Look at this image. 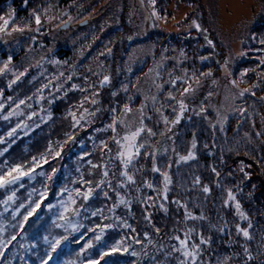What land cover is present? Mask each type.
<instances>
[{"label":"trees","instance_id":"obj_1","mask_svg":"<svg viewBox=\"0 0 264 264\" xmlns=\"http://www.w3.org/2000/svg\"><path fill=\"white\" fill-rule=\"evenodd\" d=\"M7 1L9 0H0V6L7 3ZM172 1L156 0L160 15L166 12L169 15L171 14L169 5ZM187 2L197 4L198 9L201 11V27L208 31L207 35L213 40L215 46L217 45L221 48L220 41L214 32V27L209 19L206 18L202 1L187 0ZM126 9L127 6L125 4L122 5L120 12L116 15L118 25L101 35L106 40L107 47L100 49L98 54L92 53L95 49V47H92L88 52L90 54L89 57L84 59L85 61L81 65L72 66L71 63L74 61L66 63L67 70L65 73L68 74V68L71 67L74 73L80 74L79 80L85 79L83 82L85 88H89L90 83L96 79L98 72L110 76V83L102 86L98 92L99 102L94 107H97L99 111L94 116L95 118L86 123V128L84 125L80 128L72 127L73 121L68 111L75 110L78 112L82 109L78 106L83 100L86 91L83 92L80 88L70 89L65 97L63 96L65 94H62L59 99H56L51 109L49 106L51 116L48 120L36 123L28 130L27 134L14 132L12 138L5 145L7 146L6 151L4 150V154L0 155V175L16 164L25 165V169L32 167L33 157H37L41 164V167H37L30 176L23 177L14 185L0 188V223L5 225L3 236L8 239L13 234L17 235V239L5 249L3 257H0V264H9V262L10 264H40V259L47 258L46 253L51 251L49 242L63 236H67V240L62 241L57 251L52 253V259L49 264H65L66 261L71 260H76L79 264L80 260L87 259L98 260L99 264H178V260L181 259L179 253H172L171 256L166 257L165 252L171 251V245L178 246L177 241L169 239V237L175 235L183 237V232L187 227L195 228L196 232L193 234V239L196 243H199L196 233L202 231L205 237H211L210 245L201 246L203 254L198 261L200 264H214L226 257H230L228 264H264V247H261L264 244V240H262V237H264V164L261 163L264 161V100H261L264 88L259 87L256 89V97L252 95L247 97L248 108H246L247 112L244 118L229 117L226 124L228 126L226 135L222 134L220 126L215 128L210 126L215 122V115L211 110L204 112L202 115H197L188 110L184 113L181 122L173 127L171 124L165 126L152 106L148 112V115H151V119H146L145 123L147 127L153 129L156 135L148 137L145 132L140 138L139 142H146V146L140 150L141 155L134 161L135 168H133V172L135 173L136 183L127 184L123 188L117 187L124 180L120 176L123 168L119 166V160L115 159L117 146L112 141V131L110 129L105 130L106 124L111 123V110L113 108L119 112L124 104L130 101L138 103L141 99L136 94V90L132 89L133 85L136 84V78L141 75V69L136 68L133 74H128L127 72L126 62L128 61L126 54L127 46L130 44L128 39L132 30L125 23ZM191 14L192 11L182 17L180 19L181 24H187L191 20ZM86 24L87 22H83L82 25L85 26ZM79 25L81 24L79 23ZM70 26H73V24H70ZM253 33L256 36L257 44H259L260 38L264 37V17L255 25ZM164 35L158 32L150 34L149 38L156 47V53L165 44ZM96 36H98V33ZM198 38L201 39L202 37ZM109 49H111L110 52L108 51ZM186 50L191 59L181 65L180 69H174L171 78L183 76L182 69L184 67L188 70L189 76L193 72L199 76L200 68L204 64L205 67L212 66L209 63L199 61L202 51L196 40L195 42L192 40V42L187 43ZM60 51H63V53L61 52L62 54L58 57L70 54L68 48H61ZM101 53L104 54L101 55ZM257 56H262L260 51H258ZM258 62L255 59H247L242 61V65L254 67V69L261 72L264 71V66L260 68L256 66ZM56 67L57 64L50 65V68ZM170 70H172V67L171 64H168L161 71L163 79H170L167 73ZM250 77L252 80L258 79L254 75H250ZM60 78L62 77L59 74L50 79L42 80V78H39L34 80L30 87L26 86L29 79L25 78L21 81L25 84V87L20 88V82L16 85V89L19 92L28 91L33 94L36 85L50 84L55 87L57 82L61 81ZM100 78L98 77V80ZM210 78L212 77H201V87L207 88ZM124 85H128L127 91L123 90ZM185 86L178 82L176 89H172L170 84L165 83L163 90L157 94L156 107H160V104L165 102V97L169 90L174 91L179 99V91ZM53 87L46 88V94L51 93ZM113 92L116 93L115 96L112 95ZM205 92V89H197V93L188 99L189 103L194 102V105H196L199 99L203 103ZM60 93V90H56L51 97L56 94L60 95ZM10 95L12 97V91ZM46 97L48 100L51 98L50 96ZM129 97H132V99L129 100ZM52 103L50 101L47 104L50 105ZM172 104L174 102H166L163 109L170 121L174 120L176 115L172 110ZM89 105L90 103H84L83 108ZM2 111H7V109L4 108ZM27 114L28 111L24 116L25 120L28 119ZM9 125L12 126V115L7 120L0 117L1 136L4 135ZM234 125L237 126V130L232 129ZM226 126L224 129H226ZM167 127L172 128L171 132L166 130ZM96 128H99V130L93 132L92 130ZM117 128L119 134H121L120 130L122 128H119V125ZM244 129L250 130V134L256 138L255 142L252 143L247 140L248 137L242 134ZM217 130L219 138L216 135ZM161 132H165V135L161 136ZM193 133H195L197 147L200 148L201 152L198 155V160H192L188 164L181 163L177 165L175 162L177 157L172 149L175 147L176 151L183 155L185 149L189 148ZM256 133H260V135L256 136ZM90 134L92 136H89ZM69 136L73 137V139L69 140ZM91 137H95L96 140L106 141L111 152L109 153L107 149H104L101 143L94 145L93 143L96 144V142H93ZM168 137H171V139ZM57 141L64 144L61 156L55 158L48 156V163H43L40 157L47 154L50 142L55 145ZM65 141L67 143H64ZM205 145L208 147H205ZM163 146H166L167 149L163 150ZM57 150L59 149L57 148ZM153 151L157 153L156 163L158 167H163L164 170L169 171L172 177L167 201H164L162 197H157V192L147 188L144 184V181L147 180L153 183L157 189H162L163 187V178L159 173L151 171L152 158L147 154ZM221 157H223V163L221 162ZM88 161H92V163L97 165L106 164L109 172L108 177H102L103 169L91 168ZM241 161L246 165H251V167L245 169V171L250 173V179H244L243 173L239 171ZM169 163H171V168L168 167ZM213 167L221 173L219 178L212 172ZM186 168L190 169V174L192 175L190 181L199 176L201 184L205 182L210 184L212 188L215 187L217 189L214 192V199L218 193L221 194L220 207H215L214 203L216 202L209 199L202 190L192 192L180 187L177 180L180 179L179 175L182 176V173L187 170ZM53 169H56L55 173H53ZM41 173L44 174L41 175ZM89 173L92 174L89 175ZM81 174H83L85 179L92 181L91 187L95 191L86 204L82 198L76 197L77 204L75 207H80V214L78 216L69 214V217L74 222L82 224L83 227L77 232H71L70 230L66 232L64 228L56 227V224L53 223V221L63 223L58 219L62 211L59 202L61 199L66 200L68 193L65 192L61 196V189L81 188L82 191L86 190L88 185H82L79 182ZM101 179H104L105 183L96 188V184ZM208 179H211L212 182ZM109 182L111 186H109ZM217 182H219L220 187L216 186ZM21 185L23 186L21 187ZM137 188L140 189L139 192L136 191ZM228 188H231L236 194L243 210L248 214L253 224V227L249 230L253 239L247 242L250 253L253 256L250 261L246 259L241 247L245 241L242 236L237 235L235 228L237 223L246 228L248 226L247 221H240L235 215L234 208L223 207V200L226 198L225 194ZM45 189L47 190V197L41 201L40 196ZM13 192L16 194L15 200L6 205L4 201ZM117 192L122 197L130 200L131 204L129 207L119 204L114 211H110L113 205L117 204ZM105 193H107V197ZM148 196L156 198L154 207L142 204L141 201ZM206 198L208 199L206 200ZM173 200H180L182 203H186L189 211L195 215H200L203 212L207 219L184 222V210L179 208L177 204L172 203ZM36 202H40L41 207L29 218L23 230H21L19 222L23 220V216L29 210V206L34 207ZM160 203H164L165 207L168 208L167 213L159 207ZM21 204L25 207L20 208ZM50 204L53 205L51 209L48 207ZM17 209H19V212H17L14 219L12 214ZM97 209L102 210V215L92 216L91 212ZM145 213L151 214V223L144 219ZM103 217H109V219H104ZM123 221H126L131 227L124 228L122 226ZM177 221L180 223H177ZM108 223L114 224L115 227L106 230L99 242L95 241V232H89L88 229L95 228L97 224ZM12 224H16L17 227L12 228L10 226ZM156 228L160 229L159 234L156 232ZM221 228H223V232L219 230ZM132 229H135V231H132ZM174 229H179V231H174ZM146 232L149 235V239L152 240V244H149L148 240L145 239ZM45 237L48 238V242L45 241ZM132 237L139 239L141 243H134L131 239ZM121 239L125 242L124 246L128 247L127 252L121 250L101 258L102 252L109 251L115 242ZM89 241H92L93 247L78 257L77 253ZM161 245L164 246V251H158ZM133 251L139 255L133 256L131 254Z\"/></svg>","mask_w":264,"mask_h":264},{"label":"rangeland","instance_id":"obj_2","mask_svg":"<svg viewBox=\"0 0 264 264\" xmlns=\"http://www.w3.org/2000/svg\"><path fill=\"white\" fill-rule=\"evenodd\" d=\"M201 1L203 3L202 7L205 10L206 18L209 19L214 27V32L220 41L221 48L217 45L214 48L209 47L204 40L205 33L198 32L194 27H192L193 20H196L197 23L201 25V11L198 9L197 4L187 2V0H173L169 5L171 14L169 15L166 12L165 14L160 15L162 18L158 20L155 18L146 19L152 10L148 5L147 0H145L143 6L141 5L140 0H28L27 4H25V0H16L15 2L14 0H9L7 3L2 4L0 6V15L6 16L9 10L13 9L15 10V23L20 25H23L29 20V14L33 10H37L43 14V10L45 8H49V6L51 7L49 8L47 15L53 17V19L48 21L47 18L42 15V25L39 33L25 31L23 34L13 33L10 36H0V67H3L9 56L12 57V62L9 66L12 71L0 74V104L4 105L3 108H0V117L3 119L4 116H8L13 110H16L19 113L17 115H12V126H8V129L5 130L6 132L3 136H1L2 134L0 135V140L3 141L0 142V152L6 150L7 146L5 145L14 134L13 133L11 136L8 135L12 129L15 128V132L18 134H27L28 130L36 123L48 120L51 116L49 106L51 109L56 99H59L62 94H65L63 95L65 97L69 90L73 89V85H77V88H80V90L86 89L87 91L85 95L89 97H91V93L93 91H100L102 86H100L99 81L104 76L101 72H98L96 79L90 83V85H94V87L89 86V88H85L83 85L85 79L79 80V73H74L71 67L68 68L69 73H65L67 70L66 63L74 61L71 63L72 66L81 65L83 64V61H85L84 59L89 57L90 54H88V52L92 47H95L92 52L95 54H98L100 49L107 47L108 44L104 37H101V35H104L109 31V29L118 25L116 15H118L122 5L124 4L127 6V9L125 10V23L132 30L131 36H129L128 39V43L130 44L127 46L126 54V59L128 61L126 62L127 72L128 74H133L136 68L141 69V75L136 78V84H134L132 88L136 90V94L140 96L141 99L138 103L131 101L128 103L130 107H132L133 113H135L136 109H138L141 104H147L145 116H149L148 112L152 107V102L150 99L145 101L144 96L158 94L156 93V89L152 83L153 79H155L157 83L164 85L168 79L162 78L161 71L165 69L168 64H171L172 70L167 73H173L174 69H180L181 65L187 63V61L191 59V56L186 50L187 43L192 42V40L195 42L196 40L201 47V56L210 57V59L203 62L212 65L210 67H205L204 64V66L200 68L199 74L201 72H208L211 70L212 78L208 80L209 82L207 83V88L201 87V85L197 88L205 89L206 91L203 103H201V99L196 102V105H194V102L189 103L188 99L192 98L197 91L195 94L187 98L189 112L196 114L200 112L201 106H203L206 111L211 110V112L215 115L214 124L216 126H220L217 123V111H219L222 115L226 114L228 119L229 117H237L240 119L244 118V116L242 117L238 112L232 110L233 101L231 100V94L236 92L237 89L232 88L229 84V80H239L241 72L246 69H254V67L242 65V61L247 59L260 61V58L264 57V51H260L262 56H257L259 49L264 48V46L260 45V43L257 44V39L255 41L251 39V36L254 35L253 31L255 29V25L264 17V0ZM156 10L159 12L157 4ZM190 11H192L191 20H189L187 24H181L180 19ZM165 17L166 19H164ZM66 21H69L70 24H73V26L58 29V26ZM84 21L87 22L85 26L82 25ZM79 23L82 26L79 25ZM30 27H36L34 20H32ZM156 32L165 34L164 38L166 40L165 44L161 47L158 53H156V47L149 38L150 34ZM97 33L98 36H96ZM33 36H35V40L32 39ZM198 37L202 38L199 39ZM241 41H243V43H241ZM61 48H68L70 50V54L64 57H58L63 53V51H60ZM181 51L184 52V56H181ZM210 51L212 52L210 53ZM240 52H244L245 55L240 56ZM200 57L199 61L202 62ZM225 59L229 60L227 71L231 73V76L226 74L225 68L223 67ZM53 61H59V63H53ZM217 61H219V63H217ZM160 63H163V67L158 69L159 76H157L155 72L149 73V69L155 68L156 65ZM52 64H57V67L50 68V65ZM258 64L259 62L256 66ZM25 69H27L26 74L20 77L16 83L9 86L10 81L15 79L13 73L15 72L16 74H19V72H22ZM185 70L187 69L184 67L182 69L183 74ZM257 72L261 71H249L248 75L244 77L245 82L241 83L239 88H247L254 83H259L260 88H264V80H252L250 77V75L257 77ZM61 73H63V75H61ZM57 74H59L62 78H60L61 81L57 82L55 87L50 84H38L33 90V94L28 91L19 92L16 89V85H18L25 78L29 79L26 86L30 87L32 86V82L34 80H38L39 78H42V80L50 79L57 76ZM69 76H71V79H68ZM98 77H101L100 80H98ZM213 80L217 83L213 84ZM44 85H48V87H44ZM23 87H25V84L21 82L20 88ZM52 87L53 90L51 93L46 94V88L49 89ZM58 88L61 91L60 95L56 94L54 97H51L52 94H55V91ZM137 88H139V91H137ZM11 91L12 97L10 95ZM254 91L256 93V89H254ZM209 92L213 95L208 99H205ZM249 95L250 94H246L242 100H236L235 106L248 108L247 97ZM46 96H50V100L46 99ZM41 97L43 98L41 99ZM254 97H256V95ZM96 99L98 100V97H96ZM21 100H24L25 103L19 105V109H17V105ZM50 101L53 103L48 105L47 103H50ZM94 106L95 105L90 103L88 107L84 108H87L90 112H94L96 115L98 111L97 107ZM4 108H6L7 111H2ZM27 111L28 114L26 116L28 117L32 113H36V115L32 116L31 119L25 120L24 116ZM122 111L123 108L119 112L117 111L113 113L111 111L112 118L114 115L119 117ZM72 112L76 111L73 110ZM81 112H83V108L76 112L77 116H79ZM94 116L87 117V122L81 121L80 125L76 127L80 128L84 125L86 128V123L90 122L91 119H94ZM126 119L135 120L136 117L134 115H129ZM18 124L21 126L17 127ZM108 124L109 123H107L106 126ZM226 124L227 122L224 127ZM119 128H122L120 130V136H123L126 130L121 126H119ZM232 129L237 130V126L234 125V128ZM98 130L99 128H96L92 131L97 132ZM227 130L228 126H226L224 131H221L222 134L226 135ZM245 133L248 134L246 136L248 137L247 140L252 143L256 141V138L250 134V130L244 129L242 134L245 135ZM217 134H219L218 130L216 131V135ZM89 136H92V134ZM217 138H219V135H217ZM91 139L93 142H96V144L93 143L94 145H98L102 141L96 140L95 137H91ZM190 147L191 143L189 145V148ZM189 148L185 149V153L183 155L187 154ZM165 149H167V147L163 146V150ZM195 151L197 156L196 160H198V155L201 153L200 148L197 147ZM261 163L264 164V161ZM119 166L122 167L120 164ZM133 168H135L134 162L128 169L129 174L134 176L135 173L133 172ZM160 168L161 170H164L163 167ZM186 169L187 170L182 173V176L179 175L180 179L177 180L180 187L187 190L191 189L189 191L196 192L202 190L203 185H208L211 188V193L207 196L209 199L216 202L214 203L215 207H220L221 194L218 193L214 199V192L217 189L215 187L212 188L210 184H206L205 182L201 185L194 186L193 181H190L192 176L190 174V169ZM208 180L212 182L211 179ZM207 199L208 198H206V200ZM189 243L191 244L192 241H189ZM179 256L183 259L180 254ZM198 264L200 263L198 262ZM214 264H218V262Z\"/></svg>","mask_w":264,"mask_h":264},{"label":"snow or ice","instance_id":"obj_3","mask_svg":"<svg viewBox=\"0 0 264 264\" xmlns=\"http://www.w3.org/2000/svg\"><path fill=\"white\" fill-rule=\"evenodd\" d=\"M140 2H141V5L143 6L145 0H140ZM27 3H28V0H25V4H27ZM147 3L151 7L152 10L148 14L146 19H149V18H155L157 20L161 19L162 17L160 16L159 12L156 10V0H147ZM50 7L51 6H49V8ZM49 8H45L43 10V14L37 10H33L29 14V20L27 22H25L23 25L15 23V10L10 9L6 16L0 15V36H10L13 33L23 34L25 31L39 33L40 29H41V25H42V15L44 17H46L48 21H51L53 19V17L47 15ZM164 19H166V17ZM32 20H34V22H35V25H36L35 28L30 27ZM192 27H194L198 32L205 33L204 34V40H205L206 44L209 47H212V48L215 47L213 40L210 39L209 36L207 35V30L203 29L201 27V25L199 23H197L196 20L192 21ZM32 39L35 40V36H33ZM251 39L253 41H255L256 36L255 35L251 36ZM241 43H243V41H241ZM259 43H260V45L264 46V37L260 38ZM108 51L110 52L111 49H109ZM259 51H264V48L259 49ZM103 54L104 53H101V55H103ZM180 54H181V56H184L183 51H181ZM239 55L243 56V55H245V53L240 52ZM208 59H210V57H208V56H201L200 57V60L202 62L206 61ZM11 62H12V57L9 56L7 62L4 63L3 67H0V74H4L8 71H12V69L9 67L11 65ZM53 63H59V61H53ZM217 63H219V61H217ZM228 64H229V60L225 59L223 67L225 68L226 74L228 76H231V73L227 71ZM261 66H264V57L260 58L259 64L257 65L258 68H260ZM162 67H163V63L157 64L155 68L149 69V73L155 72L156 75L159 76L158 69H160ZM249 71L256 72L257 70L256 69H246L245 71L240 73V79L239 80H236V79H230L229 80V84L232 86V88L237 89L236 92L231 94V100L233 101L232 110L235 112H238L242 117L247 112V109L243 106L236 107L235 101L238 99L242 100L246 94H250L252 96H255L256 93H255L254 89H257L260 87L259 83H254L250 87L239 88V85L241 83L245 82L244 77H246L248 75ZM26 72H27V69H25L22 72H19V74H16L14 72L13 75L15 76V79L10 81L9 86H11V84L16 83L20 79V77H22L26 74ZM61 75H63V73H61ZM211 76H212L211 70H209L208 72H201L199 74V76H197L195 72H193L192 75L189 76L187 73V70H185L183 76H176L175 78H171L172 73H169L170 79L168 81H166V83L170 84L172 89H176L178 82L186 85L185 87H183L182 90L179 91V99L177 98V95L174 91L169 90L167 92L166 97H165V102H162L160 104V107H156L157 100H158V96L156 94H152L151 96L145 95L144 100L145 101H148L149 99L151 100L154 110L158 113L161 121L163 122V124L165 126H168L169 124H171L174 127L175 125H177L181 122V119L183 118L184 113L189 110V105L186 102V100L189 96L195 94V92L197 91V88L201 85V77H211ZM257 78H258V80H264V71L257 72ZM68 79H71V76H69ZM110 79H111L110 76L104 75L103 78L99 81L100 86H104V85L109 84ZM152 83L156 89V93H160L163 90V87H164L163 84L157 83L155 79H153ZM212 83L216 84L217 82L215 80H213ZM194 85H195V87H194ZM44 87H48V85H44ZM72 87H73V89H76L78 86L73 85ZM90 87H94V85H90ZM57 90H59V88ZM123 90L127 91L128 85H124ZM81 91H87V90L81 89ZM137 91H139V88H137ZM98 95H99V93L96 91H93L91 93V97L85 95L78 107L83 108L84 103H91L93 105L98 104L99 101L96 99V97ZM112 95L115 96L116 93L113 92ZM212 95L213 94L211 92H209L208 96L205 97V99H208ZM42 98L43 97H41V99ZM9 99H11V98H9ZM131 99H132V97H129V100H131ZM261 100H264V97H261ZM166 102H174V104L171 105L173 112L176 113L174 120L170 121L169 117L167 115H165V113L163 111ZM24 103H25V101L21 100L19 102V104L17 105V109H19V105H22ZM3 107H4V105L0 104V108H3ZM146 108H147V104H141V106L138 109H136L135 113H133L132 107H130V105L128 103H126L123 106V111H122L121 115L119 117L114 115L112 118V122L106 126L105 130L110 129L112 131V133H113L112 141L117 146L115 159L119 160L120 165L123 168V170L120 172V176L123 177L124 180L121 181L117 185L118 188L126 187L127 184H135L136 183L134 176L129 174L128 169H129V166L132 165L133 162L137 159V157H139L141 155L140 150L142 148H145V146H146V142H144V143L139 142L140 138L142 137V134L146 132L148 137H153L156 135V133L153 131V129L150 127H147V125L145 123L146 119H151V117L145 116ZM97 111H99V109H97ZM111 111L113 113H115L117 110L115 108H113ZM205 111H206V109L203 106H201L200 112H198L196 114L200 115L201 113H203ZM17 114H19V113L16 110H13L12 112L9 113L8 116H4L3 119L7 120L9 118V116L17 115ZM34 115H36V113H32L28 117V119H31L32 116H34ZM69 115L72 117V121H73L72 127L75 128L76 126L80 125L81 121L87 122L86 118L90 117V116H94L95 113L90 112L87 108H83V112H81L79 114V116H77L76 112H72V111H69ZM129 115H134L136 117V119L135 120L126 119V117H128ZM216 115H217V123L220 125V130L224 131V125L227 122L228 116L226 114L222 115L219 111H217ZM118 125L123 127L126 130L123 136H120V134L118 132V128H117ZM20 126L21 125H19V124L17 125V127H20ZM210 126L213 128L216 127V125H214V124L210 125ZM166 130L168 132H171L172 128L167 127ZM15 131H16L15 128L12 129V131H10L8 133V135L11 136ZM160 135L164 136L165 132H161ZM247 135L248 134L245 133V136H247ZM256 135L259 136L260 133H256ZM168 138L171 139V137H168ZM68 139L71 140V139H73V137L69 136ZM0 142H3V141L0 140ZM64 143H67V141H65ZM101 145L104 149H107L109 153L111 152V149L108 147V144L106 141H101ZM63 147H64V144L60 143L59 141H57L55 145L50 142L48 145L47 154L42 155L40 157V160H42L43 163L46 164V163H48V158H47L48 156H52L53 158L60 157L61 152L63 150ZM205 147H208V146L205 145ZM57 148L59 150H57ZM196 149H197V139H196L195 133H193V138L191 140V147L188 149L186 155H180L176 151V148L173 147L172 151L176 154V157H177V159L175 161L176 164L179 165L181 163H188L189 161L196 160L197 159L196 151H195ZM229 151H231V149H229ZM3 154H4L3 152H0V155H3ZM147 155H149L152 158L151 171L153 173H159V175L163 178V180H162L163 187H162V189H157V188H155L153 183H151L147 180L144 181V184L147 188H149L153 191H156L157 197H162L164 201H167L168 200V192L170 190V185L172 184V177L169 174V171L161 170V168L158 167V165L156 163L157 153L155 151L148 153ZM221 162L222 163L224 162L223 157H221ZM88 163L91 166V168H93V169L102 168L103 169L102 177H104V178L108 177L109 172L107 170L106 164L97 165V164L92 163V161H88ZM32 165H33L32 167H28L27 169H25V165H23V164H16L14 166L9 167L6 172H4L2 175H0V188H6L9 185L16 184L23 177L30 176L35 171V169L37 167H41V164L37 160V157L32 158ZM168 167L171 168V163H169ZM248 167H251V165H246V164H244L243 161H241L239 171L241 173H243L244 179H250V173L245 171V169ZM52 171H53V173H55L56 169H53ZM212 172L216 175L217 178H219L221 175V173L219 171H217L215 167L212 168ZM43 174L44 173H41V175H43ZM91 174L92 173H89V175H91ZM229 175H231V173H229ZM49 179H51V177H49ZM79 182L82 185H88L86 190L82 191L81 188H75V189L64 188V189H61V193H60L61 196L65 192L68 193L67 199L66 200L61 199L59 202L60 207L62 208V211L60 212L58 219H59V221H62L63 223H56V221H53V223L56 224V227L64 228V230L66 232L69 230L71 232H77V231H79V229L81 227H83L82 224H79L78 222H74L69 217V214H71L72 216H78L80 214V210H81L80 207H75V205L77 204L76 197L82 198V200L86 204L92 198L93 193L95 191V189L93 187H91L92 181L85 179L83 174H81ZM103 183H105V180L101 179L96 184V188H99L100 185ZM193 185L194 186L201 185V178L199 176H196L193 179ZM22 186L23 185H21V187ZM109 186H111L110 182H109ZM216 186L220 187L219 182H217ZM189 190H191V189H189ZM136 191L139 192L140 189L137 188ZM202 192L205 195H208L211 193V188L208 185H203L202 186ZM15 196H16V194H15V192H13L10 196L7 197V199L4 201V203L7 205L9 202L14 201ZM105 196L107 197V193H105ZM46 197H47V190L45 189V191L43 193H41V196H40L41 201H43ZM155 201H156V198H154L152 196H148V197L144 198L141 202H142V204L147 205L149 207H154ZM172 203L177 204L179 206V208H182L184 210V216H183L184 222H187V221H203V220L207 219L206 216L203 214V212H201L200 215L193 214V212L189 211L188 205L186 203H182L180 200H173ZM119 204L129 206L131 204V201L125 199L124 197H122L120 195L119 192H117V204L113 205V208L110 209V211H114L115 207L118 206ZM23 207H25V206L23 204H21L20 208H23ZM40 207H41L40 202H36L34 207H32L31 205L29 206V210L23 216V220L19 222V228L21 230H23L25 223L28 222L29 218L31 216H33V214L36 212V210L39 209ZM48 207H49V209H51L53 207V205L50 204V205H48ZM81 207H83V205H81ZM159 207L165 213L168 212V208L165 207L164 203H160ZM223 207L224 208H230V207L234 208L235 215L239 218V220L240 221H247L248 226L246 228L242 227L241 224H239V223H237L235 225V228H236L237 235L242 236L244 241H245V243L242 244L241 247L243 249V252H244L246 259L249 261L252 260L253 256L250 253L247 242L251 241L253 239V236H252L251 232L249 231L253 227V224H252L248 214L243 210L241 202L237 199L236 194L233 192V190L231 188H228L226 190V198L223 200ZM17 212H19V209H17L16 212H13V214H12L14 219L17 215ZM98 214L102 215V210L97 209V210L91 212L92 216H97ZM103 218L109 219V217H103ZM144 219L149 221V223H151V214L145 213ZM177 223H180V222L177 221ZM10 226L12 228L17 227L16 224H12ZM122 226L124 228H130L131 227L126 221L122 222ZM113 227H115V225L112 223L97 224L95 226V228H89L88 231L89 232H95L94 239H95V241L99 242L103 238L106 230L113 228ZM97 229H98V231H97ZM219 230L221 232H223V228H221ZM132 231H135V229H132ZM174 231H179V229H174ZM4 232H5V225L3 223H0V257H3L5 249L9 245H11L13 241H15L17 239L16 234H13L10 236V238L5 239L3 236ZM156 232L159 234L160 229L156 228ZM195 232H196L195 228L187 227L186 230L183 232V238H181L179 235L169 237V239L176 240L178 242V246L177 245H171L170 246L171 251L165 252L166 257L171 256L172 253H179L183 257V259H179L178 264H198L199 258L203 254V249L201 248V246L202 245H210L211 244V237L210 236L205 237L201 231L199 233H196V235L199 238V243H196L195 240L193 239V234ZM44 239L46 242H48L47 237H45ZM131 239L136 244L141 243V241L139 239H136L135 237H132ZM145 239L148 240L149 244L153 243L152 240L149 239V235L147 232L145 233ZM64 240H67V236L58 237V238H55L53 241L49 242L51 251H48L46 253L47 258H41L40 259V264H49V261L52 259V253L57 251V249L61 245L62 241H64ZM262 240H264V237H262ZM189 241H192V243L190 244ZM124 243L125 242L123 239L117 240L115 242V244L110 248L109 251H105V252L101 253V258H103L106 255H109L110 253L121 251V250L124 252H127L128 247H125ZM21 247H23V245H21ZM33 247H35V245H33ZM92 247H93V243H92V241H89L80 249V252L77 253V256L79 257V256L83 255L88 249H91ZM261 247H264V244H262ZM158 251H164V246L161 245L158 248ZM131 254L133 256L139 255L135 251H133ZM229 259H230V257H226L223 261H218V264H228ZM9 264H10V262H9ZM65 264H78V262L76 260H71V261H66ZM79 264H99V261L94 260V259L80 260Z\"/></svg>","mask_w":264,"mask_h":264},{"label":"water","instance_id":"obj_4","mask_svg":"<svg viewBox=\"0 0 264 264\" xmlns=\"http://www.w3.org/2000/svg\"><path fill=\"white\" fill-rule=\"evenodd\" d=\"M84 22H86V21H84ZM70 26V22L69 21H66V22H64L63 24H61L59 27H58V29H61V28H67V27H69Z\"/></svg>","mask_w":264,"mask_h":264},{"label":"flooded vegetation","instance_id":"obj_5","mask_svg":"<svg viewBox=\"0 0 264 264\" xmlns=\"http://www.w3.org/2000/svg\"><path fill=\"white\" fill-rule=\"evenodd\" d=\"M20 1H22V0H20Z\"/></svg>","mask_w":264,"mask_h":264}]
</instances>
